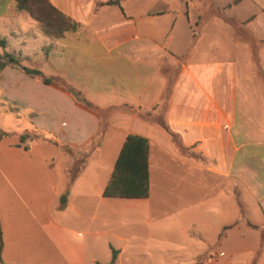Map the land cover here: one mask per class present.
<instances>
[{
  "label": "crops",
  "instance_id": "1",
  "mask_svg": "<svg viewBox=\"0 0 264 264\" xmlns=\"http://www.w3.org/2000/svg\"><path fill=\"white\" fill-rule=\"evenodd\" d=\"M105 1L50 0L80 26L54 40L45 61L54 69H45L64 76L106 110L107 124L101 144L78 162V153L100 131L99 117L56 87L22 82L24 90L34 85L43 92L38 100L21 94L23 107L37 112L33 124L76 153L47 141L24 149L0 140V264L107 263L112 248L117 263L126 245L115 247L112 239L120 236L106 240L107 261L95 254L96 237L108 232L95 230V217L101 210L106 222L120 210L126 214L125 208L150 210V191L146 198L102 196L114 162L95 189L91 159L116 129L117 153L127 134L148 139L150 180L153 153L164 164L161 154H173L172 163L184 167V182L199 189L200 203L212 200L227 209L217 221L216 239L202 252L209 253L203 261L202 253L196 254L193 264H264V242L256 255L264 234V0L99 5ZM238 7L246 13L238 15ZM224 17L263 41L254 50L255 60ZM139 110L152 114L141 116ZM180 145L188 150L181 152ZM74 167L79 170L70 181Z\"/></svg>",
  "mask_w": 264,
  "mask_h": 264
},
{
  "label": "rangeland",
  "instance_id": "2",
  "mask_svg": "<svg viewBox=\"0 0 264 264\" xmlns=\"http://www.w3.org/2000/svg\"><path fill=\"white\" fill-rule=\"evenodd\" d=\"M216 1L225 2L228 0ZM209 2L210 0H207V3ZM34 5L35 8H40L39 2H35ZM245 13L242 7H238V15ZM1 38L5 39L7 50L14 51L19 55L23 65L39 68L46 76H56L59 77L57 80L62 78L69 82L64 76L47 71L54 69L51 61L47 64L45 61L53 49L54 40L58 38L45 34L39 21L32 17L28 11L18 9L15 0H0ZM1 49L0 47V51ZM43 68L44 70H42ZM57 80L55 79L47 85L64 91ZM23 81L43 83L39 78L29 76L14 66L8 65L0 72V129L8 132V136L4 137L5 142L8 141L11 145L15 146L16 144L21 148L26 143L30 147V144L34 142L45 141L25 139L20 142L18 135L25 130L36 131L46 138H53L46 136L45 131L38 129L33 124L32 119L37 115L36 110L29 107L24 108L21 101L23 92L30 94L37 100L43 96L41 95L43 92L34 85V88L22 89ZM119 135L120 131L117 129L115 132L111 130L106 137L105 146L91 159L95 165L90 167V178H94L95 189L104 179V174L106 175L108 168L111 169L112 167L117 154L116 144ZM92 139L96 140L97 136ZM89 142L83 146V151L78 153V158L75 159L78 162L86 155L85 152L89 151L87 147ZM75 153L76 150L74 149L72 156ZM153 156L151 173L154 174L150 180L151 190L147 204L150 206V210L145 208L141 211H135V209L125 208L126 214L120 210V214L111 215L110 220L102 222L101 210L98 209L100 211L95 217V230H108L106 234L96 237L95 254L100 260L107 261L110 248L106 245V240L109 238L111 240V235L122 238V240L112 239L115 247L126 245L124 253L119 257L116 264H193V257L202 253L207 245L216 239L217 221L224 220V215H227L228 212L225 211L227 209L224 206L217 207L216 202L212 200L200 203L198 200L199 189H192L188 181L184 182V167L180 168L177 163H172L173 154H161L165 162L171 164V168L167 166L168 163L165 165L163 160L159 161L158 153L154 152ZM71 171L70 175L76 176L78 170L72 168ZM198 181L196 176L195 182ZM95 199L96 195L94 201H96ZM212 207L218 209L216 211L214 209L212 212ZM205 209L207 212H202ZM104 223L106 225H103ZM204 254H201V261L205 258Z\"/></svg>",
  "mask_w": 264,
  "mask_h": 264
},
{
  "label": "trees",
  "instance_id": "3",
  "mask_svg": "<svg viewBox=\"0 0 264 264\" xmlns=\"http://www.w3.org/2000/svg\"><path fill=\"white\" fill-rule=\"evenodd\" d=\"M122 0H106L99 5H111L115 4L121 8ZM239 0H233L234 3H237ZM16 6L18 9L28 11L32 17L39 21L40 26L43 32L50 37L60 38L68 31H75L79 26V22L72 19L70 16L66 15L59 9H57L50 0H15ZM39 2L40 8H35L34 3ZM37 5V4H36ZM44 11V13H43ZM37 12V13H36ZM40 12V13H39ZM43 13V14H42ZM225 21L230 23L235 30V38L246 41L250 49L252 50L253 58L255 60V48L259 43H262V40L255 39L248 31L241 28V23L237 22L231 17H224ZM200 19L196 21V25H199ZM0 72L6 66H14L20 69L25 74L39 78L44 84H49L53 82L56 76H46L42 73L39 68L30 67L23 65L21 63L20 57L14 51L6 49V42L4 38L0 39ZM59 85L62 86L63 90L69 94L79 105L85 109L95 113L100 119V131L97 135V139H92L87 147L89 151H93L100 144L106 129L107 116L106 110L101 107L93 104L89 101L76 87L70 84L64 79L57 80ZM130 110H133L132 106L126 105ZM141 116H151V110H139ZM8 136V132L3 129H0V140ZM19 141L22 142L25 139L33 141L35 139L45 140L49 143L58 145L63 151L72 155L74 153V148L71 145L58 142L54 138H46L39 134L36 131L25 130L23 133L18 135ZM177 140V138H175ZM86 147V146H85ZM24 149H29V144L26 143L23 146ZM181 152H185L188 148L180 145ZM197 159H200L199 153H194ZM149 142L148 139L144 136L137 134H127L123 140L121 147L116 155L114 164L110 173V177L106 182L102 190V196L104 197H120V198H146L149 196L150 191V171H149ZM75 168V167H74ZM76 170L79 168L76 167ZM74 174L70 175V181L74 178ZM61 201L64 202V198H61ZM245 223L251 227H257L253 225L248 220L244 219ZM234 224L224 226L218 234V241L225 235V233L230 229ZM264 242V234H262L260 243L256 250V255L259 253L260 248ZM2 231L0 226V263L2 262ZM210 250H208L209 253ZM212 251V250H211ZM206 253V254H208ZM204 254V257L207 255ZM117 256V250L112 248L111 259L107 263H97V264H115ZM202 256H200L201 258Z\"/></svg>",
  "mask_w": 264,
  "mask_h": 264
}]
</instances>
